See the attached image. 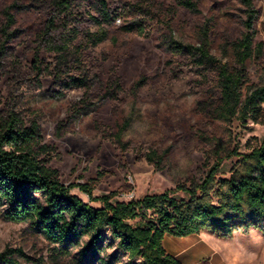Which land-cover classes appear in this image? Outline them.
Listing matches in <instances>:
<instances>
[{
    "label": "rangeland",
    "instance_id": "obj_1",
    "mask_svg": "<svg viewBox=\"0 0 264 264\" xmlns=\"http://www.w3.org/2000/svg\"><path fill=\"white\" fill-rule=\"evenodd\" d=\"M192 1L196 10L177 0H107L118 16L106 24L108 38L86 56V92L64 88L52 69L54 54L40 45L39 34L50 12L45 0H0V44L5 43L0 52V112L13 108L28 123L40 125L49 147L46 159L64 185L87 184L93 196H111L112 202L139 200L200 181L207 170L206 155L217 142L242 152L260 144L264 123L217 117L220 94L214 78L196 65L193 56L176 55L171 46L173 41L198 46L207 29L212 54L228 60L232 43L251 31L256 49L260 48L247 63L244 93H251L264 86V0H250L252 19L244 0ZM94 8L93 0H74L75 16L81 19L68 21L94 31L87 17L99 16ZM6 12L15 21L7 29L8 40L3 33L9 22ZM132 23L146 26V35L121 31V26ZM60 28L58 24V32ZM37 59L43 65L40 76L34 67ZM120 132L128 150L112 140ZM139 151L155 153V163L139 157ZM232 166V161L225 162L219 177H229ZM71 192L95 207L103 206L79 187ZM172 195L187 199L182 191ZM3 209L0 253L22 250L24 256L14 255L18 264H72L70 257L60 260L53 255V246L30 224L5 219ZM215 238L201 240L203 249L191 251L189 263L215 264L214 253L225 246ZM109 242L113 243L110 238L104 243L102 256H117L116 264H140ZM242 248L235 240L237 252ZM90 262L100 264L98 259ZM231 264L246 263L234 259ZM259 264H264V256Z\"/></svg>",
    "mask_w": 264,
    "mask_h": 264
},
{
    "label": "trees",
    "instance_id": "obj_2",
    "mask_svg": "<svg viewBox=\"0 0 264 264\" xmlns=\"http://www.w3.org/2000/svg\"><path fill=\"white\" fill-rule=\"evenodd\" d=\"M183 7L196 10L192 0H177ZM251 8V1L244 0ZM50 10L39 42L54 54L53 70L66 90L88 88V61L90 49L104 42L109 28L118 16L107 0H93L99 16L88 14L96 30H82L68 21L75 16L74 0H45ZM252 19L255 13L250 9ZM7 29L14 24V17L6 12ZM77 19H81L78 18ZM60 24L58 32L56 26ZM82 25V24H81ZM251 29L252 24L249 22ZM124 33L146 35L143 24L121 26ZM207 29L198 46L183 45L173 41L176 55H191L196 65L214 78L220 98L215 113L225 122L251 118L264 123V86L251 93H244L248 82L247 63L260 51L254 44L251 31L244 34L229 48V58H218L211 52ZM0 52L5 43L0 44ZM34 67L38 76L43 65L37 59ZM116 85L119 86L117 83ZM123 129V128H122ZM123 131V130H122ZM112 140L123 150L121 132ZM48 146L44 143L40 125L27 122L13 108L0 112V208L5 219L28 223L34 232L42 235L62 260L70 257L72 264H116L117 256L101 255L103 245L110 238L117 249L131 262L140 264H182L167 252L166 235L186 237L204 231L229 239L236 232L248 233L252 229L264 232V138L249 151L225 147L217 142L215 149L206 155V174L190 186L178 185L174 190L146 195L139 200L112 202L111 196L95 197L87 184L64 185L57 169L46 159ZM155 163V153L143 155ZM232 161L229 177L219 175L225 162ZM87 193L91 200L103 206L95 207L73 194L71 189ZM182 191L187 199H178L172 193ZM75 251V253H74ZM24 256L22 250L7 249L0 253V264H18L14 255Z\"/></svg>",
    "mask_w": 264,
    "mask_h": 264
},
{
    "label": "crops",
    "instance_id": "obj_3",
    "mask_svg": "<svg viewBox=\"0 0 264 264\" xmlns=\"http://www.w3.org/2000/svg\"><path fill=\"white\" fill-rule=\"evenodd\" d=\"M170 237V238H168ZM219 237L212 232L204 231L200 234H192L186 237H175L166 235L164 239V246L168 253L173 255L182 264H190L188 256L191 251L203 249L201 240L212 241ZM190 238L191 241L187 243L179 242L177 239ZM225 244L224 250L221 253H214L216 258L215 264H231V262L242 260L246 264H259L264 256V232L258 229H252L248 233L236 232L232 238H221ZM168 239V242H167ZM235 240L243 244V248L237 252L235 249Z\"/></svg>",
    "mask_w": 264,
    "mask_h": 264
}]
</instances>
